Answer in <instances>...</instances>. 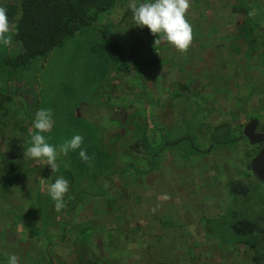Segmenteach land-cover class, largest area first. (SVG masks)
<instances>
[{"label": "rangeland", "instance_id": "374dc122", "mask_svg": "<svg viewBox=\"0 0 264 264\" xmlns=\"http://www.w3.org/2000/svg\"><path fill=\"white\" fill-rule=\"evenodd\" d=\"M129 3L24 69L0 60V220L34 225L30 264H52L49 248L58 264H264V184L240 137L255 119L264 130V0H191L183 53L123 20ZM112 33L124 38L123 71L98 46ZM41 108L53 113L46 141L59 148L79 134L88 162L70 151L53 173L24 158ZM224 124L240 137L234 147L211 140ZM61 177L69 191L57 212L48 185Z\"/></svg>", "mask_w": 264, "mask_h": 264}, {"label": "trees", "instance_id": "16d2710c", "mask_svg": "<svg viewBox=\"0 0 264 264\" xmlns=\"http://www.w3.org/2000/svg\"><path fill=\"white\" fill-rule=\"evenodd\" d=\"M119 0H19L18 4H10L7 9L9 20L15 25L16 35L13 38V46L8 48L1 57V62L6 67L15 70L24 69L35 59L49 57L55 49L61 47L67 39L75 37L81 30L96 25L101 16L116 6ZM241 7V6H239ZM130 8L124 13V19L131 18ZM144 36L150 40L152 33L147 27L142 28ZM107 40L98 44L104 52H108L121 71L130 68L126 58L124 38L119 33L107 34ZM20 43L17 44L16 42ZM152 64L156 60L148 61ZM120 63V64H119ZM3 102L0 103L2 105ZM208 133L210 131H205ZM232 129L229 124L217 126L212 133L216 146L234 147L240 137L233 136L231 144L224 140L231 136ZM229 137V138H230ZM255 156H252V159ZM17 161L10 164L11 178L7 181L6 188L10 189L18 179ZM67 205L65 204V209ZM67 237V234L65 235ZM254 247V246H252ZM52 264L55 260L53 251H50ZM256 251V249H255Z\"/></svg>", "mask_w": 264, "mask_h": 264}, {"label": "clouds", "instance_id": "9594fccd", "mask_svg": "<svg viewBox=\"0 0 264 264\" xmlns=\"http://www.w3.org/2000/svg\"><path fill=\"white\" fill-rule=\"evenodd\" d=\"M128 7L132 12L135 25L141 28L147 27L153 36L158 37L154 41L155 46L167 42L183 53L192 44L194 32L186 18L191 7V0H144L139 4L136 0H130ZM255 14L254 9L248 13L249 16ZM15 35V25L9 20L7 9L0 7V45L6 48L12 47ZM53 126V113L50 109L41 108L36 111L33 126L29 129L31 139L28 143L30 146L25 148L24 158L46 162L55 173L58 169V155L67 156L70 151L81 149L84 138L76 134L57 148L48 143L43 135V133L50 132ZM79 156L82 161H89L86 150L81 149ZM68 191V181L62 177L48 185V192L55 202L57 212L65 207L64 196ZM163 199H168V197L164 196ZM7 264H19L18 257L15 254H8Z\"/></svg>", "mask_w": 264, "mask_h": 264}, {"label": "crops", "instance_id": "0c3cea01", "mask_svg": "<svg viewBox=\"0 0 264 264\" xmlns=\"http://www.w3.org/2000/svg\"><path fill=\"white\" fill-rule=\"evenodd\" d=\"M216 149H218V148H216ZM223 149H228V148H223ZM213 150H215V149H213ZM0 200H1V196H0ZM0 203H1V201H0ZM22 204H23L22 208H25V204L24 203H22ZM2 206L3 205H1V208L3 209ZM165 212H167L166 209H165ZM1 214H2V210H0V215ZM7 216L9 217L10 213L7 212ZM0 224H1L0 236H1V238L3 237V239L0 240L2 242V244L0 245V264H7L8 254H15L18 257L19 264H30L31 261H37V257L35 255V253H37V250H36L37 246H30L33 249L32 251H31V249L27 250L28 248H27V240H26V232H25L27 229H29L30 231H33V229H35L33 227L34 225L33 226H31L30 224L27 225V223L25 221L24 222H20L17 220L16 221H10V218H9V220L1 219ZM10 230H12L14 232H12V233L6 232V231H10ZM4 232H6V233H4ZM52 249H53V247H52ZM27 251L34 255V260H33V257L30 259L26 258L25 255H26Z\"/></svg>", "mask_w": 264, "mask_h": 264}, {"label": "water", "instance_id": "95a60500", "mask_svg": "<svg viewBox=\"0 0 264 264\" xmlns=\"http://www.w3.org/2000/svg\"><path fill=\"white\" fill-rule=\"evenodd\" d=\"M259 121L254 120L248 123L243 131V137L249 140L251 145H262L260 151L251 161V169L257 179L264 184V133H258ZM55 264H58L55 262Z\"/></svg>", "mask_w": 264, "mask_h": 264}, {"label": "flooded vegetation", "instance_id": "af4514ba", "mask_svg": "<svg viewBox=\"0 0 264 264\" xmlns=\"http://www.w3.org/2000/svg\"><path fill=\"white\" fill-rule=\"evenodd\" d=\"M256 120V119H255ZM252 121H254V120H252ZM259 121V120H258ZM251 122V121H250ZM249 122V123H250ZM257 132L258 133H264V130L262 129V128H260V122H259V124H258V127H257ZM242 139H246V140H248L247 138H244L243 137V133H242V135L240 136ZM248 142H249V140H248ZM251 146H253V145H251ZM261 147H262V145H254L253 146V148L257 151V153L260 151V149H261ZM214 149V148H213ZM257 155V154H256ZM255 155V156H256ZM257 178V177H256Z\"/></svg>", "mask_w": 264, "mask_h": 264}]
</instances>
